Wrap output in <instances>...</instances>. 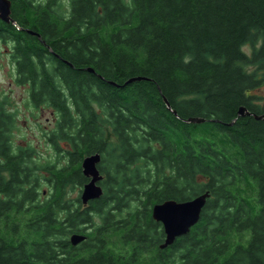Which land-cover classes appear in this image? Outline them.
Masks as SVG:
<instances>
[{
    "label": "trees",
    "instance_id": "obj_1",
    "mask_svg": "<svg viewBox=\"0 0 264 264\" xmlns=\"http://www.w3.org/2000/svg\"><path fill=\"white\" fill-rule=\"evenodd\" d=\"M68 1L11 0L0 18L60 155L16 150L0 99V264H264V0ZM97 152L105 192L85 206L69 187ZM205 191L198 223L162 248L152 205Z\"/></svg>",
    "mask_w": 264,
    "mask_h": 264
},
{
    "label": "rangeland",
    "instance_id": "obj_2",
    "mask_svg": "<svg viewBox=\"0 0 264 264\" xmlns=\"http://www.w3.org/2000/svg\"><path fill=\"white\" fill-rule=\"evenodd\" d=\"M62 9L67 10L68 0H59ZM9 46L0 41V99L7 102V106L15 113L16 125L13 130V140L19 147L33 148L32 155L40 157L41 162L56 161L60 155L56 149L49 144L46 132L51 131L56 126V117L53 110L48 107H35L30 102V86L17 82L15 65L9 54ZM252 46H244L246 51H250ZM254 66L250 67L253 69ZM259 96L260 102L264 105V82L254 91ZM62 146L65 142L61 143ZM66 147V146H64ZM62 162V158H61ZM106 179V177L104 178ZM41 191L47 192L48 185L42 182ZM70 198H77L81 195L83 186L72 185ZM102 222L99 217H96Z\"/></svg>",
    "mask_w": 264,
    "mask_h": 264
},
{
    "label": "water",
    "instance_id": "obj_3",
    "mask_svg": "<svg viewBox=\"0 0 264 264\" xmlns=\"http://www.w3.org/2000/svg\"><path fill=\"white\" fill-rule=\"evenodd\" d=\"M0 18L6 22H10L11 18V0H0ZM141 80V78H138ZM240 114H251L246 108L240 109ZM257 118L264 119V114L255 115ZM194 122H202L204 119L193 118ZM101 161L99 152L87 155L82 161V169L85 176L90 180L83 186L81 199L84 204L89 201L100 198L104 189L99 184L103 176L98 167ZM210 191H205L192 199L178 201L168 199L163 202L155 203L152 208V216L154 219L161 221L166 233V239L162 248L173 244L177 237L187 234L191 227L194 226L201 218L202 211L206 205ZM87 235L83 233H73L71 235V243L77 245L86 240Z\"/></svg>",
    "mask_w": 264,
    "mask_h": 264
},
{
    "label": "flooded vegetation",
    "instance_id": "obj_4",
    "mask_svg": "<svg viewBox=\"0 0 264 264\" xmlns=\"http://www.w3.org/2000/svg\"><path fill=\"white\" fill-rule=\"evenodd\" d=\"M15 149L16 150H19V149H21L18 145H15ZM26 149V148H25ZM29 149V151L31 150V148H28ZM101 156H102V154H101ZM102 158L103 157H101V161L99 162V164H98V167H99V169H100V173L102 174V176H103V178H102V180L99 182V184L102 186V188L104 189V192H105V188H104V183H103V181L105 180L104 178L107 176L105 173H103V171H102V169H101V167H100V165L102 164ZM83 171V170H82ZM85 175V174H84ZM87 177V176H86ZM87 181L86 182H88L89 180H90V177H87ZM85 182V183H86ZM84 183V184H85ZM84 184H83V186H84ZM43 193H44V190H43ZM80 198H81V195H80ZM194 198V197H193ZM82 200V199H81ZM93 201V200H92ZM89 203H90V201L87 203V204H84L83 203V205H85V206H87V205H89ZM152 208H153V205H152V207H151V213H152ZM154 219V218H153ZM155 220V222H157V223H159V224H161V228H162V230H163V232H164V241H165V239H166V233H165V230H164V227H163V224H162V222L161 221H158V220H156V219H154ZM192 228L193 227H191V229H190V231L192 230ZM94 229V224H92V223H86V224H84L83 225V228H82V230L81 231H78V232H75V233H83V234H86L87 235V238H88V236H90V233L92 232V230ZM189 231V232H190ZM73 234V233H72ZM72 234H70L69 235V239H68V241H70L71 242V235ZM87 240V239H86ZM84 241H82V242H80L79 244H77V245H80V244H82ZM166 248V247H165ZM136 264V263H135Z\"/></svg>",
    "mask_w": 264,
    "mask_h": 264
}]
</instances>
